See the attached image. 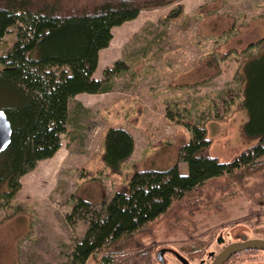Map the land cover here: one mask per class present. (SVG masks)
Here are the masks:
<instances>
[{
  "label": "rangeland",
  "instance_id": "obj_1",
  "mask_svg": "<svg viewBox=\"0 0 264 264\" xmlns=\"http://www.w3.org/2000/svg\"><path fill=\"white\" fill-rule=\"evenodd\" d=\"M179 1L182 11L177 16L169 15L175 7L171 4L142 10L112 27V38L99 51L93 76L103 79V69L115 60H123L124 69L112 76L110 90L78 93L70 99L59 148L53 156L37 161L21 177L13 200L0 206V264L67 262L95 217L108 216L114 191L132 171L167 168L177 158L188 131L166 112H183L188 121L206 110L209 151L220 158L231 157L251 143L243 132L244 111L233 105L224 118L217 119L205 103L236 88L235 75L243 57L261 48L246 47L242 52L248 37L264 33V0ZM15 39L13 27L0 42V56ZM0 70L10 77L18 75L17 69L1 63ZM109 127L125 128L134 141L132 153L117 173L106 169L101 160ZM177 164L179 172H186L185 162ZM200 199L183 215L169 211L165 226L158 230L167 232L157 242L158 249L197 238L207 230L214 235L223 231L227 236L230 230L251 238L264 236V170L247 175L241 186L212 181ZM171 224L175 226L170 228ZM195 226L198 231L192 233ZM185 229L187 236L182 234ZM103 251L94 250L84 264H98Z\"/></svg>",
  "mask_w": 264,
  "mask_h": 264
},
{
  "label": "trees",
  "instance_id": "obj_2",
  "mask_svg": "<svg viewBox=\"0 0 264 264\" xmlns=\"http://www.w3.org/2000/svg\"><path fill=\"white\" fill-rule=\"evenodd\" d=\"M171 4L175 7L169 15H179V0H0V42L10 28L16 30V39L0 56V63L18 70L15 78L0 70V109L11 125L10 142L0 152V206L13 200L21 177L37 161L53 156L59 148L70 99L78 93L110 90L112 76L124 69V61L115 60L103 69V79L93 76L99 51L112 38V27L142 10ZM247 40L242 52L246 47L261 48L243 57L235 75L236 88L212 96L205 105L217 119L224 118L233 105L244 111L243 132L251 143L231 157L220 158L209 151L206 110L188 121L183 112H166L188 131L177 158L167 168L132 171L114 191L108 216L95 217L64 264H84L96 249L104 250L98 264H154L157 242L167 233L158 230L165 226L170 210L183 215L200 204L201 191L212 181L241 186L247 175L264 170V33ZM133 148L128 130L107 128L102 164L117 173ZM178 160L185 162L186 172L178 171ZM185 220L190 223L194 218ZM196 230L195 226L191 232ZM182 234L187 236L188 229ZM175 246L195 257L198 240L194 237Z\"/></svg>",
  "mask_w": 264,
  "mask_h": 264
},
{
  "label": "flooded vegetation",
  "instance_id": "obj_3",
  "mask_svg": "<svg viewBox=\"0 0 264 264\" xmlns=\"http://www.w3.org/2000/svg\"><path fill=\"white\" fill-rule=\"evenodd\" d=\"M226 235L223 231L216 235L209 230L203 232L197 237L195 257L176 246L159 248L154 264H264V247L241 246L228 249L234 243L251 239L246 233L236 234L228 230ZM259 238L264 239V236Z\"/></svg>",
  "mask_w": 264,
  "mask_h": 264
},
{
  "label": "water",
  "instance_id": "obj_4",
  "mask_svg": "<svg viewBox=\"0 0 264 264\" xmlns=\"http://www.w3.org/2000/svg\"><path fill=\"white\" fill-rule=\"evenodd\" d=\"M11 136V125L9 120L6 117V114L2 109H0V152L4 150L10 142ZM241 246H257L264 247V239L262 238H251L242 242L234 243L228 247H241ZM214 264H219V262H215Z\"/></svg>",
  "mask_w": 264,
  "mask_h": 264
},
{
  "label": "crops",
  "instance_id": "obj_5",
  "mask_svg": "<svg viewBox=\"0 0 264 264\" xmlns=\"http://www.w3.org/2000/svg\"><path fill=\"white\" fill-rule=\"evenodd\" d=\"M102 49H104V48H102Z\"/></svg>",
  "mask_w": 264,
  "mask_h": 264
}]
</instances>
